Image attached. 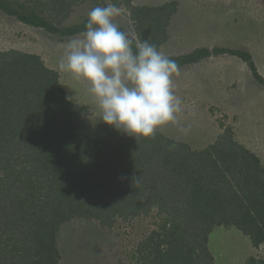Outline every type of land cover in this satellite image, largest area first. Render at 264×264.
<instances>
[{
    "label": "trees",
    "instance_id": "trees-1",
    "mask_svg": "<svg viewBox=\"0 0 264 264\" xmlns=\"http://www.w3.org/2000/svg\"><path fill=\"white\" fill-rule=\"evenodd\" d=\"M57 1L60 7L49 10L61 25L76 0ZM45 5L0 0V12L61 37L84 31L85 22L57 27L38 16ZM175 6L131 8L130 16L137 23L136 11L153 10L168 21ZM153 40L158 48L164 39ZM221 54L241 59L264 85L243 51L200 49L169 58L180 67ZM89 115L67 99L58 74L38 56L0 52V264H57L55 235L63 223L95 219L108 226L116 214L152 207L166 219L138 246L136 264H213L207 242L217 226L235 227L252 247L264 242V168L253 154L223 136L201 152L159 131L136 141L84 123Z\"/></svg>",
    "mask_w": 264,
    "mask_h": 264
},
{
    "label": "rangeland",
    "instance_id": "rangeland-1",
    "mask_svg": "<svg viewBox=\"0 0 264 264\" xmlns=\"http://www.w3.org/2000/svg\"><path fill=\"white\" fill-rule=\"evenodd\" d=\"M62 1L66 3L73 2V0ZM16 2L28 8L33 5L37 7V3H45V7L39 6V10L35 12L38 16L44 17L49 23L57 27H73V25L86 23L87 15L91 9L97 6H105L106 4V0H76L69 10V13L72 11L75 13L72 23L66 22V18L61 25H58L53 18L55 13L50 11L49 8L51 6L60 7L59 1L16 0ZM112 2L122 9L121 15L115 19V22L134 43L138 42V40L147 39L146 37L143 38V34L154 39H148L149 41L164 39L165 23L167 24L169 21L168 30L171 32L172 37L175 35L181 38L184 37L183 31L190 30L191 26L198 30L202 28L200 33L213 45L211 50L238 47L240 48L239 51H242L244 48H251L252 42L259 39L261 46L255 53L258 58L263 57L264 59V0H195L200 6L199 9L204 8L206 13L208 12V17L204 14L201 15L197 11H192L193 16L191 18L190 16L180 17L179 15L175 17L173 15L174 11L170 15V19L168 18V21H164V17L153 10L142 13L141 11L140 13L136 11L140 21L137 23L130 16V9L134 8L131 6V0H112ZM15 7L17 8L16 5ZM44 8L47 11L40 12ZM57 40H59L57 34L50 35L41 28L23 24L16 18L6 17L0 12V52L17 49L16 51L31 54L34 51L36 52L35 47L42 52L47 50L46 42L55 43L53 41ZM160 51L164 53L162 50ZM174 78L175 75L173 76V88L175 87ZM91 108L90 115L84 117L83 122L94 125L103 124L99 122L94 101L91 102ZM212 110L209 113L211 118H213V125L218 133L221 131L219 137L223 136L224 142L227 143L233 137L230 124L226 121L227 118L224 115L215 112L213 108ZM185 111L183 109L180 114L185 122H181L175 128L168 129L165 127L163 130L173 136V138L181 141H192L187 124V119L190 115ZM181 128H186L187 131L183 132ZM185 146L192 152L204 150L196 151L201 149L199 146ZM259 156L262 161H260V164L264 168V147L263 153L259 154ZM165 219V214H161L158 208L152 207L147 214L140 213L127 216L116 214L113 216L112 223L108 226L101 225L95 219H73L63 223L55 235V243L60 254L61 264H136L138 246L154 231L160 232L159 229ZM220 227L222 226L214 227L211 232L216 228L220 229ZM232 228L234 227L223 226L221 235L235 236ZM217 234L219 232L216 233L214 239L212 238V247L213 244H218L222 238L218 237ZM236 238L240 242L233 238L229 239L224 244L225 249L223 251L221 250L223 242L219 244L221 253L217 254L215 260L212 257L213 264H228V260L233 261V264H247L251 258L264 262V242L255 248L249 242L243 244L244 242H241L239 237Z\"/></svg>",
    "mask_w": 264,
    "mask_h": 264
},
{
    "label": "crops",
    "instance_id": "crops-1",
    "mask_svg": "<svg viewBox=\"0 0 264 264\" xmlns=\"http://www.w3.org/2000/svg\"><path fill=\"white\" fill-rule=\"evenodd\" d=\"M171 2L176 4L175 12L173 13L175 17L179 15L180 17L190 16L191 18L193 16L192 11L200 12L201 15L204 14L208 17V12L206 13L204 8L199 9L200 6L195 0H131V6L134 8L143 6L158 8ZM74 14L73 11L70 12L66 22L72 23L75 18ZM4 16L10 17L5 14ZM168 22L165 24V33H163L165 38L163 41L161 40L162 42L158 46V50H162L166 53V56L181 57L200 49L211 50L213 45L200 33L202 28L198 30L191 26L190 30L183 31L184 37L181 38L176 35L172 37L171 32L168 30ZM79 34L63 37L58 35L59 40L53 41L55 43L46 42V51H38L35 47L36 52L34 51L31 54L38 56L47 68L58 74L59 82L65 91L67 99L72 97V99H68L69 101L87 108L90 107L88 108L90 112V109L92 110L91 102L94 99L87 91V84L83 81L74 80L70 74L59 68V62L65 51L63 45L69 40L78 37ZM251 45V48L247 47L242 49V51L251 56L256 72L264 80V59L263 57L258 58L255 53L261 46L259 39L252 42ZM225 49H230V47ZM230 50H240V48L237 47ZM179 69V75H175L174 78L175 87L173 90L183 101L184 111L186 110L185 112L190 115L188 116L187 124L192 141H181L173 138L169 133H165L163 130L165 127L161 128L162 131H158L166 137L187 146L201 147V149L196 151L205 150L213 146L221 134V131L218 133L217 129H215L213 118H211L209 113L213 108L215 112L227 118L226 121L230 124L229 126L233 132L232 142L245 148V150L261 161L259 154L263 153L264 147V85L254 78L247 64L235 56L221 54L204 57L197 62L180 66ZM188 102L190 103L188 104ZM181 122L185 121L180 115L179 124ZM172 127L175 128L177 125H170L166 128L172 129ZM222 228L223 226L220 229L216 228L208 236L207 246L214 260L217 254L221 253L219 250L221 242H223L222 251L225 249L224 244L231 238L240 242L236 238L239 237L241 242H244L243 244H246V242L250 243L248 237L235 229V227L232 228L235 236H222ZM217 232H219L217 236L222 238L218 244H213L212 247V238H215ZM233 241L235 242V240ZM60 259L58 264H61ZM232 262L228 260V264H233Z\"/></svg>",
    "mask_w": 264,
    "mask_h": 264
},
{
    "label": "clouds",
    "instance_id": "clouds-1",
    "mask_svg": "<svg viewBox=\"0 0 264 264\" xmlns=\"http://www.w3.org/2000/svg\"><path fill=\"white\" fill-rule=\"evenodd\" d=\"M121 13L112 0L91 9L84 31L63 45L59 68L87 84L99 122L136 141L150 139L179 124L183 101L173 90V76L180 69L147 39L136 42L134 50L115 22ZM132 179L139 184L140 178Z\"/></svg>",
    "mask_w": 264,
    "mask_h": 264
}]
</instances>
